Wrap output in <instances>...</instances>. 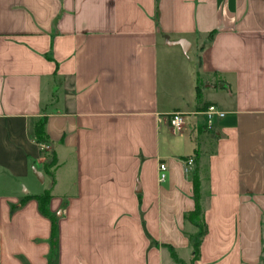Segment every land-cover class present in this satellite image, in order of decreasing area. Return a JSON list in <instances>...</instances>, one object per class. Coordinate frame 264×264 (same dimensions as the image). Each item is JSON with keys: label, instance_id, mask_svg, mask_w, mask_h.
<instances>
[{"label": "crops", "instance_id": "0c3cea01", "mask_svg": "<svg viewBox=\"0 0 264 264\" xmlns=\"http://www.w3.org/2000/svg\"><path fill=\"white\" fill-rule=\"evenodd\" d=\"M0 264H264V0H0Z\"/></svg>", "mask_w": 264, "mask_h": 264}, {"label": "trees", "instance_id": "16d2710c", "mask_svg": "<svg viewBox=\"0 0 264 264\" xmlns=\"http://www.w3.org/2000/svg\"><path fill=\"white\" fill-rule=\"evenodd\" d=\"M199 95V94H198ZM44 123L45 121H42L36 129V137L37 140L41 143L46 142L45 141V134H44ZM50 164L55 165L56 164V157L54 155H51V161ZM194 193L196 196V208L191 211L188 212L185 216L186 220H188L189 222L199 226L200 228V232L199 234L196 236V238H191L193 240V246H194V253L197 254L198 250H199V245L200 242L203 238V236L206 234L207 232V227L206 224L204 222L203 219V208L200 202V190L198 188V184L197 181L195 180L194 183ZM39 200V204H40V210L42 211V213L46 216L51 217V213L49 211V203L51 200V194L48 192L42 196L38 197ZM57 238H58V229H57V223L55 220H53V227H52V254H55L56 252V248H57ZM51 259H53V257H51Z\"/></svg>", "mask_w": 264, "mask_h": 264}, {"label": "built area", "instance_id": "2783aa9c", "mask_svg": "<svg viewBox=\"0 0 264 264\" xmlns=\"http://www.w3.org/2000/svg\"><path fill=\"white\" fill-rule=\"evenodd\" d=\"M197 113L204 115L206 122L205 126L208 129L212 128L213 122L216 118H223L226 115L225 111L215 103L208 104L202 111ZM188 117L189 116L184 112L174 111L170 115V119H169L170 126L175 130L178 131L182 130L187 125ZM42 148L44 150H49L50 145L43 143ZM194 164H195V159L193 157L188 158L186 161L187 170H191ZM167 171H168L167 164L165 162H160L159 175L161 181H164L167 178Z\"/></svg>", "mask_w": 264, "mask_h": 264}, {"label": "water", "instance_id": "95a60500", "mask_svg": "<svg viewBox=\"0 0 264 264\" xmlns=\"http://www.w3.org/2000/svg\"><path fill=\"white\" fill-rule=\"evenodd\" d=\"M180 44L183 43V41L179 42ZM34 172L36 174V176L40 179V180H43V174L42 172H40L37 168H34ZM27 191V189H26Z\"/></svg>", "mask_w": 264, "mask_h": 264}]
</instances>
